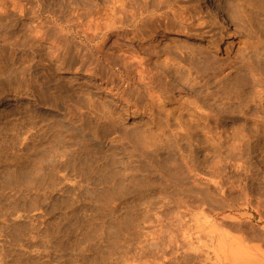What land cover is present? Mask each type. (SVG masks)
Wrapping results in <instances>:
<instances>
[{
    "label": "rangeland",
    "instance_id": "obj_1",
    "mask_svg": "<svg viewBox=\"0 0 264 264\" xmlns=\"http://www.w3.org/2000/svg\"><path fill=\"white\" fill-rule=\"evenodd\" d=\"M222 1L0 0V264H264V0Z\"/></svg>",
    "mask_w": 264,
    "mask_h": 264
},
{
    "label": "bare ground",
    "instance_id": "obj_2",
    "mask_svg": "<svg viewBox=\"0 0 264 264\" xmlns=\"http://www.w3.org/2000/svg\"><path fill=\"white\" fill-rule=\"evenodd\" d=\"M205 1L208 2V3H211V4L213 3V7L215 8L216 13H219V14L222 15L221 17H224V15H223L224 14L223 13V10L224 9L222 7L224 1H222V0L221 1H217V0H205ZM185 39L188 40V41H200L201 40L200 37H198V36H190V38H185ZM185 39H184V41H185ZM190 39H193V40H190ZM223 43H224V37L222 36L220 39L217 40V45L220 46ZM27 103L28 102L25 103L26 106L28 105ZM35 104H37V103H35Z\"/></svg>",
    "mask_w": 264,
    "mask_h": 264
}]
</instances>
